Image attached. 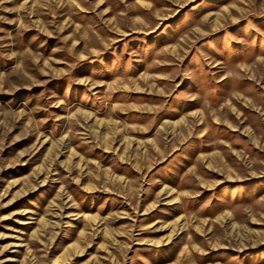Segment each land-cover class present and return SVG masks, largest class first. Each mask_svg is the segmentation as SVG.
I'll list each match as a JSON object with an SVG mask.
<instances>
[{"label": "rangeland", "instance_id": "obj_1", "mask_svg": "<svg viewBox=\"0 0 264 264\" xmlns=\"http://www.w3.org/2000/svg\"><path fill=\"white\" fill-rule=\"evenodd\" d=\"M0 264H264V0H0Z\"/></svg>", "mask_w": 264, "mask_h": 264}]
</instances>
